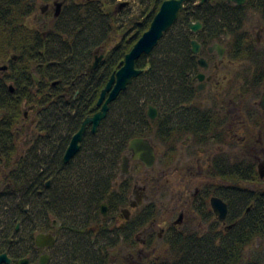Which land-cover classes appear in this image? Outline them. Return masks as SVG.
I'll return each instance as SVG.
<instances>
[{"label":"trees","instance_id":"1","mask_svg":"<svg viewBox=\"0 0 264 264\" xmlns=\"http://www.w3.org/2000/svg\"><path fill=\"white\" fill-rule=\"evenodd\" d=\"M164 1L152 0L140 21L124 28L116 0H67L50 28L38 29L26 25L37 11L34 1L0 0V63L10 65V71L0 77V181H4L0 212L12 211L10 232L14 233L24 210L33 248L34 234L53 229V220L62 224V230L79 232L100 222L103 203L115 210L124 205L130 186L125 181L116 188L114 183L120 180L131 140L150 138L155 129L163 143L170 136L181 138L186 132L203 136L209 130L205 116H191L216 115L214 110L192 105L198 97L194 78L199 71L192 40L197 39L207 54L206 49L222 42L225 31L229 32L233 36L230 59L251 63L252 79L247 77V83L264 87V52L253 35L240 33L245 8H255L264 16V0H248L243 7L231 6L227 0H208L202 5L201 0H193L153 53L137 61L142 75L110 105L98 133L89 125L79 153L65 164L72 138L86 119L101 110L102 91L149 30ZM196 22L204 25L197 35L189 29ZM109 42H115V47L103 50ZM101 54L100 66L89 73ZM9 82L16 86L14 93L6 88ZM26 107L36 114L29 133ZM150 107L158 110L155 121L148 117ZM221 158L226 163L220 165L219 173L211 169L210 175H219L231 185V197L228 188L214 194L230 204L228 220L233 227L208 233L197 229L170 232L165 250L152 264H264L261 244L249 253L254 244L264 242V180L252 158L232 164ZM202 205L211 212L208 199ZM71 248L66 249L71 264H111V246L75 243Z\"/></svg>","mask_w":264,"mask_h":264},{"label":"flooded vegetation","instance_id":"2","mask_svg":"<svg viewBox=\"0 0 264 264\" xmlns=\"http://www.w3.org/2000/svg\"><path fill=\"white\" fill-rule=\"evenodd\" d=\"M31 1L35 2L36 10L37 11L39 10L43 16V18L39 20V22L37 23L38 27L36 28L38 29L40 28V26L47 25L48 20L46 19V17L47 15H50L52 9H53V14H52L53 19L51 18V23L49 21L50 23L49 28L53 24V21L55 19H58V17L55 16L57 3L64 2L62 10L67 4V0H63L61 2H58L60 0H52L50 2H45L44 0H31ZM247 2L248 0H246V3L244 5L240 6L236 3H230L229 0H227V3L229 5L236 6V7L246 6ZM39 3L42 5L39 6L38 5ZM199 3L201 5L204 4L202 3V0ZM120 5H119L118 10L122 11L120 10ZM62 10H61V13H62ZM36 12L33 13L31 16L36 15ZM245 12L247 14L245 23L249 21V16L251 14H255L259 17L262 23L261 30L263 31V40H264V16L261 14L260 11L252 7L245 8ZM245 23L240 33L253 35L252 33L245 31L244 29ZM203 31H204V25L202 24V29L197 34ZM232 37L233 36L230 35L229 32L225 31V35L223 37L222 42H214L211 46H209L206 49L207 54H205V50L202 46L201 53L199 55H194L195 57H198L197 61H199V59L201 58H204L209 63V67L207 69L202 68L198 63L199 71H197V73L195 74V78H194L195 88H196L198 97L203 91H205L212 85L214 76L213 75L208 76L207 73L210 71L212 64L214 63V59L217 57L219 61L221 62L226 56V54L229 56V43L232 40ZM194 40H197V39H194ZM256 40H257L259 49L264 52V41L262 40L260 41L259 39H256ZM217 45H220L222 47L221 50L224 53L223 58H221L219 54L221 50L215 47ZM212 47H215L214 52L210 51ZM98 53L100 54L99 51ZM203 54H205V56H203ZM100 57H103L104 59V54H101ZM210 60H213V63H210ZM233 61H236V60H232V63H230V67L234 66L235 63H233ZM0 66L8 67L6 71H0V77H3L4 74L10 71V65L8 63H3ZM217 67H218L217 64L213 66L214 69H216ZM200 69L202 71H200ZM201 75H203V80L199 79ZM248 75L250 74L248 73ZM36 81L38 82V79H36ZM245 84L249 86V88L251 87L250 84L247 83V81H245ZM14 85H15L14 83L9 82L6 85V88H8L11 91L12 90L11 86H14ZM15 89H16V86H14V90L13 92L11 91V93H14ZM263 93H262V97H263ZM262 97H261V100H262ZM195 101L192 102V105H195L196 103ZM260 102H259V106L263 113L262 115H246L243 113H242L243 115H240L241 110L243 109L242 106L241 108H239V112L237 115H230L231 111L235 109L236 107V103L231 97H225L221 99L220 104L217 106L218 109H215V108L213 109L210 106L208 107L209 109H205L204 108L205 103L204 104L196 103L197 104L196 106L200 107L201 109L214 110L216 113V115H191V116L198 117V118H203V116H205V118L207 119L206 123L210 125L208 126L209 130H207L203 136L202 135L196 136L189 132H186L185 136L181 138L173 139L172 136H170L167 140H165V143L163 144L166 150L164 151V154H163L164 159L163 160L161 159V161L159 159L160 166L166 169L170 168V166L174 162L173 161L174 156L176 155L178 151L179 144H182L183 147H188V148L190 146L191 148L195 146H199V148L200 147L202 148V147H207V146L214 147L216 145H218L219 148H226V147L235 148L237 144H242V146H245V147H255V148L264 150L262 148V146H264V110L262 109ZM226 107H227V113H226V110H224ZM212 121H215V122H212ZM183 123L185 124V126L189 125V121L188 122L185 121ZM239 131H241L242 134L244 133L242 137H239L240 139L237 138V133ZM157 132L158 130L155 129L153 131V135L150 138H144V139L149 140L151 145L154 147L155 156H156L154 165L151 168H147L144 162H142L140 159H135L136 157L135 154L131 152L130 150H128L124 158H127L129 160V167H130L129 174L123 175L122 167H121L120 180L114 183V187L117 188L122 182L127 181L125 185L130 186L129 189L130 190L132 189L133 195H135L136 199H138L139 201L133 200V198L130 197L129 195L128 198L125 200L124 205H119L117 210H115L113 206L109 205V203L107 202L103 203L100 209V215H101V217H99L100 222L91 223L90 225H88L87 227H85L79 232H68V234H70V237H73V238L60 239L58 235L54 233V231L55 230H56L55 232L61 231L62 224L56 220H53V223H52L53 229L47 232L37 233V235L39 234L53 235L56 239L54 245L43 247V248H38L36 245V239H34L36 249L39 252H41V255L38 260L31 259L29 257H24V254L22 256L16 257L11 252L15 246L17 245L19 246V244L24 243V210H23V213H21L20 222L15 223L16 225L15 231L14 233H12L10 232L12 226H14L12 211H10L9 209L8 210L5 209L2 212H0V241L2 242L0 245V249L3 250L2 252H0V256L6 254L7 258L9 259V262L8 263L2 262L1 264H20L25 258L30 259L31 264H35L40 261V258L43 255L48 256L47 264H67L68 262L69 264H71L72 262L70 261L71 258L67 256V251H65L66 247L70 246L69 242L73 245L75 243L77 244L83 243L86 246H92L95 248L111 246V249L113 248L116 250V252L118 251L117 257L113 259L114 264H117V262L119 261L121 262V264H152L153 261L158 259V257L156 256L158 252L157 251L158 247L161 245L162 246L166 245L165 238L167 234H169L170 232L177 233L178 231L180 232L184 230L198 229L199 231H202L203 233H208L212 229L221 230L220 228H222L224 231H228L229 229L231 230L233 225H231V222L228 220L229 215H230L231 206L222 197H219L218 195L214 194L215 192L220 193L222 190L223 192H226L225 190L229 189V197H231V191H230L231 185L229 182L224 181L222 177H219V175H215V174L210 175L211 169H215L216 173L217 172L219 173L220 165L226 163V162H223L226 160L222 159L221 158L222 156L225 158H228L229 164H232L229 156H227L224 153L225 152L224 150L219 149L220 154H217L212 159L211 166L208 168L206 183L196 186L197 179H199L200 177H197L193 174L191 176L182 175V177L180 178L181 181L178 182V186L179 188L183 187V191L181 192L179 203L178 204L176 203L175 205H173L171 209L173 216L174 214L178 213V218L174 222H172V220L167 221L165 222L164 225H161L158 223V220L156 218V214H157L156 205L153 203V201L151 200V196H150V193L154 191L155 187H152V190L148 192V187L150 186L151 188V185H154V183H156L157 180L155 178L150 179L149 181L147 180L146 186H140L137 184L136 180L132 181L131 178H124L125 176H130L131 171H132V167H131L132 163L142 164L145 166L146 169H151V170H153V168L156 166L157 161H158V154H157V149H156L157 144L156 145L153 144V141L151 138L152 137L153 139L156 138L157 141L160 140L157 137ZM227 143L229 144L226 145ZM249 157L253 159L256 165V168L258 170V173H259V166L264 165L263 163L264 159L257 157V160H256L254 154L245 155L244 159L249 158ZM165 176L166 175L164 174L163 177ZM121 177H122V180H121ZM163 177L158 181L157 185L161 183ZM260 179L264 180V178L262 179L261 176H260ZM134 181H135V184H134ZM48 183H47V186L50 187L51 182H50V185H48ZM3 185H4V181L1 180L0 186L2 187H1L0 192L3 189ZM130 190H129V194H131ZM213 197L221 198L228 205V216L225 222L219 221V219L216 217L212 209L211 199ZM204 199H208L209 201L211 214L209 213L207 209H203L202 204H203ZM145 204L147 205L145 206ZM103 205L107 206L106 216H104L102 213ZM26 212H28V209H26ZM207 214L211 216V219L214 220V223H213L212 228L205 229L200 225V223H197V221L200 218L205 219V221L210 219V217ZM93 227L94 229L92 230ZM19 231L21 232L20 235H22L21 236L22 239L18 240L15 238ZM37 235L35 236V238L37 237ZM60 243H62V246H61V253L58 254V257L60 259L62 258V260L59 261L57 259H54L53 255L49 253V250L53 249L54 247L57 248V244H60ZM122 251H124L123 254H122ZM110 261H112L111 254H110Z\"/></svg>","mask_w":264,"mask_h":264},{"label":"rangeland","instance_id":"3","mask_svg":"<svg viewBox=\"0 0 264 264\" xmlns=\"http://www.w3.org/2000/svg\"><path fill=\"white\" fill-rule=\"evenodd\" d=\"M61 1L63 0H60L58 2H61ZM151 1L152 0H116L115 2L116 5L127 2V5L122 9V13L120 16L121 17L120 18L121 27H124V28L129 27L130 26L129 23L131 21L139 22L140 17L142 16V13L144 12V9L147 8V5L150 4ZM38 5L41 6L42 4L39 3ZM52 14H53V9L51 10L50 15H47L46 17V19L48 20V23H47L48 26L51 23ZM42 18L43 16L41 12L38 10L36 12V15L31 16L26 20V25L32 28H36L38 27L37 23ZM261 27H262V23L259 17L255 14H251L249 16V21L245 23L244 29L245 31L252 33L255 39L264 41L263 31L261 30L262 29ZM115 45H116L115 42H112V43L109 42L105 45L103 50L112 49L115 47ZM12 58L15 61L17 60V58L11 56V59ZM230 63H232V60L229 58L227 54L221 62L219 61L217 57L214 59V63L212 64L210 71L207 73L208 76L209 75L214 76L212 85L208 89L203 91L200 94V96L196 99L195 102L197 104L205 103V107H204L205 109H209L208 108L209 106L213 109L214 108L218 109L217 106L220 104L221 99L225 97H231L235 101L236 107L235 109L231 111L230 115H237L239 112V108H241V106L243 109L241 110L240 115H243V114L262 115L263 113L259 106V102L261 100L262 93L264 92V87L254 88L252 85H250L251 87L249 88V86L245 84L247 77L252 79V75L250 74V72L253 70L252 64L247 61L245 62L244 61L243 62L233 61V63H235L234 66L230 67ZM1 64L3 63L1 62L0 65ZM215 64L218 65L216 69L213 68ZM200 71L202 70L200 69ZM247 71H249L250 75H248ZM35 78L38 79L37 77ZM14 86H13V89H14ZM196 103H195V106L197 105ZM224 110H226V113H227V107ZM24 111L26 112L25 129L29 133L33 130V126L36 123V118H35L36 114H35V110H32L27 107L24 109ZM243 134L241 131H239L237 133V138L240 139L239 137H242ZM151 139L153 141V144L155 145L157 144L156 149H157V154H158V161H157L156 166L153 168V170H151V169H146L145 166L142 164L132 163L131 164L132 171H131L130 176H125L124 178H131L132 181L136 180L137 184L140 186H146L147 180L149 181L150 179H153V178L157 180V182L154 183V185H151V188L150 186L148 187V192L152 190V187H155L154 191L150 193V196H151V200L156 205V209H157L156 218L158 220V223L161 225H164L165 222L171 221V220L172 222H174L178 218V213L174 214L173 216L171 209L173 205H175L176 203L177 204L179 203V200H180L179 198H180L181 192L183 191V187L179 188L178 186V182L181 181L180 178L182 177V175L191 176L193 174L197 177H200L199 179H197L196 186L206 183L208 168L211 166L212 159L217 154H220L219 149L225 151L224 153L227 156H229L231 163H235L238 159L242 160L245 158V155H251V154H254L256 160H257V157L264 159V150H261L255 147H245V146H242V144H237L235 148H232V147L231 148L230 147L219 148L218 145L214 147L207 146V147H202V148L201 147L199 148V146H195L191 148L190 146L188 148V147H183L182 144H179L178 151L176 155L174 156L173 164L170 166L169 169H166L160 166L159 164V159L160 161L161 159L162 160L164 159L163 154H164V151L166 150L165 147L163 146L164 143L161 142L160 140L157 141L156 138L153 139V137ZM228 144L229 143H227L226 145ZM262 148L264 149V146H262ZM164 174L166 175L165 177H163ZM120 176H121V173H120ZM162 177L163 179L161 183L157 185L158 181ZM121 180H122V177H121ZM134 184H135V181H134ZM1 187L2 186H0V190H1ZM130 192H131V194H129L130 197H132L133 200L135 201H139L138 199H136L135 195H133L132 189L130 190ZM146 205L147 204H145V206ZM197 223H200V225L203 228L208 229V228L213 227L214 220L208 219L205 221V219L200 218L198 219ZM27 228L29 227L24 225V243L19 244V246L18 245L15 246L11 252L16 257L22 256L24 254V256H27L31 259L38 260L41 255V252H39L36 249V247L33 248V245L30 244V242L28 241L30 235L28 233ZM93 229L94 227L92 228V230ZM55 231L54 233H56V235H58L60 239L73 238V237H70V234H68L66 230H61L59 232H55ZM20 233L21 232L19 231L15 239H18V240L22 239L21 238L22 235H20ZM36 235L37 234L35 233L33 236L34 239H36L35 238ZM1 243L2 242L0 241V245ZM69 244L70 246H68V249L66 247L67 251H70L72 249L71 247L74 246L70 242ZM259 244L262 245L263 255H264V242L263 243L258 242L254 244L250 248L249 253H253V251L258 247ZM61 246H62V243L57 244V248L54 247L53 249L49 250V253L53 255L54 259H57L59 261L62 260V258L60 259L58 257V254L61 253ZM165 248H166L165 246H162V245L159 246L156 256L160 257L161 256L160 254L163 252V250H165ZM109 250H110L109 253L111 254V260H112L111 263L114 264L113 259L117 257L118 251L116 252V250L113 248L112 249L110 248ZM123 253L124 251H122V254ZM67 264H69V262ZM117 264H121V262L119 261L117 262Z\"/></svg>","mask_w":264,"mask_h":264},{"label":"water","instance_id":"4","mask_svg":"<svg viewBox=\"0 0 264 264\" xmlns=\"http://www.w3.org/2000/svg\"><path fill=\"white\" fill-rule=\"evenodd\" d=\"M192 0H166L163 2L159 12L154 17L151 26L148 31H146L142 37L137 41L131 51L126 55L121 68L111 77L107 86L101 93V97L98 101V106L101 110L96 113L93 117L86 119L81 127V129L74 135L72 141L64 155V163L68 164L72 161L80 151L81 143L83 142L84 136L87 132L88 126L91 125L93 133L97 134L101 123L107 118L110 105L115 102L120 94L127 90L133 82L142 75L143 71L137 68V61H139L143 56H148L153 53V51L158 47L161 40L164 38L165 34L173 28V26L179 20L181 12L184 10L187 3ZM207 0H202L205 3ZM230 3H236L240 6L246 3V0H229ZM64 2L56 4L55 16L59 17L61 14ZM126 3L120 5V10H122ZM190 31L197 34L202 29L201 23H192L189 26ZM192 53L194 55H199L202 51V45L197 41L193 40L192 43ZM219 50L222 49L220 45L215 46ZM215 47L210 49L214 52ZM220 57L223 58V51L219 52ZM103 57H96L94 64L90 67L89 73L94 72L100 66ZM202 68H208L209 63L206 59L201 58L198 61ZM7 66H0V71H6ZM203 80V75L199 77ZM58 83H55L57 85ZM12 91L13 86H11ZM262 109L264 110V93L262 100L260 102ZM158 110L154 107H150L148 110V117L150 120H156L158 118ZM129 150L135 154V159H140L144 162L147 168H151L155 162V151L154 147L151 145L150 141L144 138H136L130 141ZM122 174L127 175L129 173V160L127 158L123 159L122 163ZM259 174L261 178H264V165L259 166ZM50 185V182L48 183ZM211 206L216 215V217L221 222H225L228 216V205L219 197H213L211 199ZM102 213L104 216L107 215V206L103 205ZM55 237L51 234H39L36 237V245L38 248L52 246L55 243ZM2 262H9L7 255L0 256V264ZM48 256L43 255L40 261L35 264H47ZM20 264H31L30 259L25 258Z\"/></svg>","mask_w":264,"mask_h":264}]
</instances>
